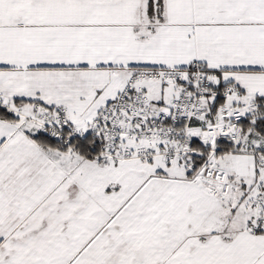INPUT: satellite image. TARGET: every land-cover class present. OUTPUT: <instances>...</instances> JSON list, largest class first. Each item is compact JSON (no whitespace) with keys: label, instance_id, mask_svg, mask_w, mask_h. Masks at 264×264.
<instances>
[{"label":"snow or ice","instance_id":"1","mask_svg":"<svg viewBox=\"0 0 264 264\" xmlns=\"http://www.w3.org/2000/svg\"><path fill=\"white\" fill-rule=\"evenodd\" d=\"M0 264H264V0H0Z\"/></svg>","mask_w":264,"mask_h":264}]
</instances>
